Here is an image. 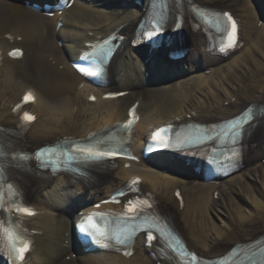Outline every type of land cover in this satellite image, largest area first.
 I'll use <instances>...</instances> for the list:
<instances>
[{
    "label": "bare ground",
    "instance_id": "obj_1",
    "mask_svg": "<svg viewBox=\"0 0 264 264\" xmlns=\"http://www.w3.org/2000/svg\"><path fill=\"white\" fill-rule=\"evenodd\" d=\"M145 1L72 0L70 8L64 10L65 15H53L49 19L25 6L0 0V130L14 134L20 150L32 151L56 140L78 139L98 133L124 121L128 108L137 104L139 120L135 127L136 141L131 149L141 159L142 139L150 127L176 122L215 123L237 115L251 103L264 101V49L263 53L260 50L262 54L257 53L260 47H264V33L255 27V22L263 27V31L264 24L260 23L256 8L249 0H186L191 5L229 11L241 24L244 48L238 55L229 56L228 62L220 63V58L209 54L204 47L202 34L195 32L192 34L191 55L197 49L202 53L206 72L165 87H146L143 77L146 69L138 57L141 48L130 45L133 31L144 14ZM118 4L123 7L130 4V8L113 10ZM176 15L177 9L171 5L170 16ZM52 21L55 25L58 22L62 25L57 29L52 27ZM110 35L123 37L122 47L109 67L107 84L95 88L72 69L71 63ZM54 39L66 41V58L59 54ZM15 50L22 51L18 59L10 57ZM191 55L187 54L182 61ZM21 63L22 67L19 66ZM56 64L63 70H58ZM135 83L140 88L131 91ZM118 87L121 89L116 90ZM27 91H32L35 99L32 103L20 105ZM116 91L125 92V96L119 100L104 99L105 94ZM81 97L86 100L95 97V103L86 102V107L80 108L77 103ZM24 112L32 113L34 121L26 130L20 131ZM263 140L264 124L259 123L249 137V155L257 154L258 163L249 165L251 158L247 157L241 164L240 176L226 177L219 182L213 176L201 178L202 174L196 172L191 161L155 156L141 159L140 166L135 162L117 160L113 168L92 172L87 180L91 195L79 189L81 181L62 175L39 176L31 164L25 190L36 216L24 224L30 243L26 264H170L159 256L157 243L142 234L135 239L130 257L107 252L80 254L83 248L74 234L75 224L92 210H119L122 204L112 206L102 201L131 177L141 179L139 194L158 203L188 249L201 257L212 259L235 244L254 240L264 234V212L248 217L233 206L235 211L232 212H236L240 220L232 221L235 218L229 215L223 196L235 183L241 193L259 205L245 181L246 178L262 181L264 163L259 159L264 158V152H261ZM147 163H151L154 169ZM171 164L201 181H181L160 171ZM213 195L219 196L217 203L226 211L220 212L228 213L230 223L219 218L220 229L210 222L209 235L204 237L205 211L216 206ZM92 200V204L82 207L74 216L64 215L63 209L69 213ZM137 249L139 252L135 255ZM76 251L78 255L74 254ZM2 263L6 264L0 256Z\"/></svg>",
    "mask_w": 264,
    "mask_h": 264
},
{
    "label": "rangeland",
    "instance_id": "obj_2",
    "mask_svg": "<svg viewBox=\"0 0 264 264\" xmlns=\"http://www.w3.org/2000/svg\"><path fill=\"white\" fill-rule=\"evenodd\" d=\"M244 4L246 5L247 7V4L246 2H244ZM248 8V7H247ZM257 26V28L259 30H261L262 33H264L263 31V27L255 24ZM59 47H61V44L58 43ZM244 48V47H243ZM243 48H240V50H238L235 55H238L241 51H243ZM263 49L264 47H260L259 50L257 51L258 54H260V50L262 51L263 53ZM261 53V54H262ZM223 62V61H222ZM228 62V60H224V63ZM252 64H250V67ZM61 70V69H60ZM138 88H134L132 90H136ZM85 103V98H82V100H79L78 102V107L80 108H83V107H86L84 105ZM263 150V151H262ZM261 152H264V145H263V149H261ZM256 157V156H255ZM252 163H258V161H253ZM174 177H176L177 179L181 180V181H185V180H189L186 178L185 175H181V174H170ZM233 175H239V173H235ZM246 178V177H245ZM263 178L264 176L261 177L262 181L260 180H256V179H249V178H246V184L250 187L251 189V193H253V196H255V200L254 201H258L259 202V205L258 204H255L253 201H252V198L249 197L248 195H246L245 193H241L239 190L240 189H237V184H232L231 186V191L228 190L227 193H225L223 196V198L225 197V204L228 209H229V215L233 216L235 219H233L232 221H238L240 219L237 218V214L233 213L232 211H235V210H232L233 209V206H235V208L241 210L243 213H246V215L249 217L253 215H256L257 213H260V212H264V206H263V203H264V188H263ZM240 180V179H239ZM243 181V180H242ZM213 199L215 200V203L216 206H214L213 209H211L209 212L205 211L206 213L204 214L205 215V219L203 218V221L206 222V224H204V226L202 227V235L204 237H207L209 234V231L207 230L208 227H209V223L211 222L213 225L216 226V228H220V222H219V218H223L224 221L229 222V219H227V215L228 213H226V215H224L223 213H221L220 211H225V208L224 206H221L220 204L217 203V200H218V197L217 195H213L212 196ZM231 199H233L231 201ZM220 201V200H219ZM230 202H232V204H229ZM206 210V208H205ZM228 211V210H227ZM231 211V212H230ZM226 212V211H225ZM233 214V215H232ZM202 219V218H201ZM209 220V221H208ZM201 221V220H200ZM138 254V250L136 251L135 255Z\"/></svg>",
    "mask_w": 264,
    "mask_h": 264
},
{
    "label": "snow or ice",
    "instance_id": "obj_3",
    "mask_svg": "<svg viewBox=\"0 0 264 264\" xmlns=\"http://www.w3.org/2000/svg\"><path fill=\"white\" fill-rule=\"evenodd\" d=\"M232 31H233V33L235 32V26L234 25H233ZM16 54L17 53H13L12 55H16ZM33 100H34V97L31 93H27L24 97L25 103L31 102ZM130 117H131V119H130L129 123L131 124L135 120L134 112H130ZM24 119L27 121H31L34 118L31 117L29 114L25 113ZM149 148H151V145L149 146ZM74 151H76L78 153H83L86 161H91V160H95L98 158H103L105 156L111 155L110 152L97 151V150H94L93 148H82V149L77 148V149H74ZM19 211L23 212L25 215H34V213L32 211H30L29 209L24 208V207H21L19 209ZM12 246H13L14 250L17 252V258L23 259L24 252L28 251V244L26 242H22L21 246H19V247H17L15 244H13Z\"/></svg>",
    "mask_w": 264,
    "mask_h": 264
}]
</instances>
